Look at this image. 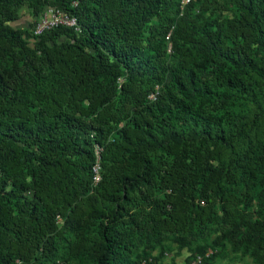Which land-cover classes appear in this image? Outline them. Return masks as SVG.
Segmentation results:
<instances>
[{
  "label": "trees",
  "instance_id": "16d2710c",
  "mask_svg": "<svg viewBox=\"0 0 264 264\" xmlns=\"http://www.w3.org/2000/svg\"><path fill=\"white\" fill-rule=\"evenodd\" d=\"M181 1L0 0V264H264V0Z\"/></svg>",
  "mask_w": 264,
  "mask_h": 264
},
{
  "label": "built area",
  "instance_id": "2783aa9c",
  "mask_svg": "<svg viewBox=\"0 0 264 264\" xmlns=\"http://www.w3.org/2000/svg\"><path fill=\"white\" fill-rule=\"evenodd\" d=\"M194 0H182L181 8L184 9L187 5L191 4ZM77 21L75 18L69 17L59 11L49 10L47 11L37 22L34 28V35L40 36L46 31H49L53 28H57L59 26H67V27H75ZM151 99H155V95L151 96ZM100 167L97 165L94 168V183L97 184L100 182ZM202 259L198 257L196 260L192 261L189 264H200Z\"/></svg>",
  "mask_w": 264,
  "mask_h": 264
},
{
  "label": "rangeland",
  "instance_id": "374dc122",
  "mask_svg": "<svg viewBox=\"0 0 264 264\" xmlns=\"http://www.w3.org/2000/svg\"><path fill=\"white\" fill-rule=\"evenodd\" d=\"M23 19L15 23L14 26L17 28H23L28 26L29 13L27 10L23 11ZM176 246L168 245L166 247V254L164 264H171L172 258L176 257ZM190 257V253L184 251L181 256L176 258V264H186L187 259ZM214 264H254L250 258H243L238 254H233L227 251L220 255Z\"/></svg>",
  "mask_w": 264,
  "mask_h": 264
}]
</instances>
